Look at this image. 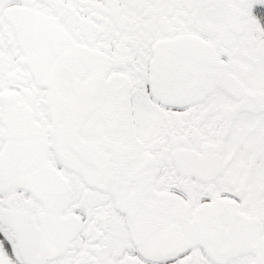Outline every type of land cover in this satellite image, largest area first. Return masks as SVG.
Wrapping results in <instances>:
<instances>
[{"label": "snow or ice", "instance_id": "6c2138e0", "mask_svg": "<svg viewBox=\"0 0 264 264\" xmlns=\"http://www.w3.org/2000/svg\"><path fill=\"white\" fill-rule=\"evenodd\" d=\"M0 264H264V0H0Z\"/></svg>", "mask_w": 264, "mask_h": 264}]
</instances>
